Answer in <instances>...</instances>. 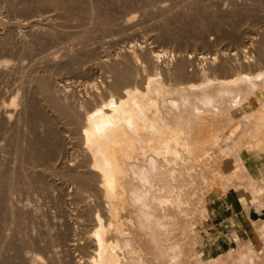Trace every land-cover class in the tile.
I'll return each mask as SVG.
<instances>
[{
	"label": "rangeland",
	"instance_id": "rangeland-1",
	"mask_svg": "<svg viewBox=\"0 0 264 264\" xmlns=\"http://www.w3.org/2000/svg\"><path fill=\"white\" fill-rule=\"evenodd\" d=\"M235 3L238 6L236 11L230 2L219 0H64L63 4L41 6L29 13H22L16 0H0V33L8 34L12 39V52L0 50V61L20 62L22 72L28 74L33 70L34 74L46 75L47 69L58 70L69 55L78 59L89 57L95 63L90 74L107 76V80H111L108 77L109 69L120 61L122 53L134 49L139 54V47H142L143 52L159 53L161 64H147L145 70L138 71L136 80L128 82L130 86L143 89L147 75L156 81L175 83L171 73L178 62H185L187 82L182 89L183 94L187 95L185 104L182 106L180 101L170 98L171 105L178 107L177 111L188 113V118L195 121L193 141H197L195 130L201 123L194 115L196 108L201 110L200 116L203 118H217V122H220V131L215 134L212 128L207 142L200 143L206 155L194 159V184L191 188L194 213L186 217L171 212L174 226L170 232L156 229L154 217L149 219L151 227L147 230V236L151 264H195L198 260L207 262L216 259L240 262L258 260L264 263V252L246 253V259H240L245 253L240 251L239 245L245 244V241L237 236H233L230 242L232 249H236L233 253L217 254L208 247L213 242L214 230L226 227L231 231L240 223L219 220L216 211L222 214L221 198L231 192L240 196L253 191L262 192L264 197V189L237 187L260 175L249 173L251 168L249 170L240 162H235L239 158L234 147H230V140L235 137L238 140L241 125L237 124L227 138L223 135L224 120L228 123L240 122L239 115L249 108L244 112L238 108L249 102L257 88H264V9L255 0H236ZM99 7L110 16L112 29L109 31L98 25ZM200 13H217L223 24L203 27L195 20ZM46 16L49 19L43 20ZM32 18L42 19L43 22L29 31L23 25ZM16 22L22 26H11ZM63 46H69V55L60 52ZM21 48L27 49V52L17 56L15 52ZM55 51H58L55 61L38 62L33 67V61ZM201 55L206 56L205 60ZM212 57L216 58L213 63ZM221 67L225 68L224 72L215 71ZM239 73L244 76L237 83L218 79L231 78ZM207 76L216 82L205 83ZM5 87L15 90V94H9L8 99L9 103L16 99V103L12 104L15 110L13 119L0 133V197L5 196L3 187L15 170L18 173V188L12 199L16 210L21 208V214L27 213L42 228L59 224L60 220L68 224L72 205L68 199L69 189L64 184L67 168H56L54 164L59 155L65 159L68 157L69 137L37 92L31 93L36 101L34 120L17 103L16 93L21 91L20 88L29 94L28 82L22 79L21 71L10 77L0 74V90ZM261 101L264 102V98ZM247 105L254 107L251 103ZM12 124L17 136L10 132ZM52 131L54 133L49 135ZM33 139L48 140L39 147V151L47 155L35 165L29 150ZM156 166L150 163L145 168ZM181 166L178 164L177 168ZM139 175L145 178L137 183L147 189L162 183L152 179L153 173L149 169ZM2 209L0 206V211ZM262 230L264 244V226ZM178 243L181 250L174 253L172 248ZM248 243L252 244L251 238Z\"/></svg>",
	"mask_w": 264,
	"mask_h": 264
},
{
	"label": "bare ground",
	"instance_id": "bare-ground-1",
	"mask_svg": "<svg viewBox=\"0 0 264 264\" xmlns=\"http://www.w3.org/2000/svg\"><path fill=\"white\" fill-rule=\"evenodd\" d=\"M219 1L230 2L234 11L238 8L236 0ZM255 1L264 9V0ZM63 3L64 0H16L22 13ZM48 19V16L43 17V20ZM221 19L217 13H200L195 18L203 27L221 26ZM41 20L32 18L23 26L33 31L43 22ZM98 25L105 31L112 29L110 16L100 7ZM11 26L22 25L16 22ZM11 41L8 34L0 33V50L11 53ZM67 48L69 46H63L60 52L69 55ZM139 49V54L134 49L122 53L120 61L109 69L111 80L90 74L95 63L89 57L78 59L69 55L58 70L47 69L46 75L34 74L33 70L28 74L22 72L20 62L0 61L1 75L10 77L21 71L22 79L28 82L29 94L20 88L16 98L31 119L36 118V101L31 96L35 91L69 137L68 157L59 155L54 166L67 168L64 184L69 189L68 199L72 205L68 224L60 220L59 224L42 228L27 213L21 214V208L16 210L12 198L18 188V173L12 171L2 190L5 196L0 197L3 208L0 211V264H151L147 236L151 216L156 229L170 232L174 226L171 212L186 217L194 213L192 168L194 159L206 155V151L200 148L198 141L192 140L195 121L170 103L172 98L182 106L185 104L187 95L182 91L187 82L185 62H178L171 73L175 83L156 81L147 75L140 89L128 82L136 80L138 71L145 70L147 64L160 65L161 55ZM26 52L27 49L21 48L15 54L22 56ZM57 52L42 55L33 61V67L38 62L55 61ZM200 57L206 58L205 55ZM215 60L212 57V63ZM215 71L224 72L225 68ZM243 76L239 73L218 79L237 83ZM204 79L208 84L216 82L209 76ZM14 92L7 87L0 90V133L13 119L12 104L16 99L9 103L8 95ZM263 98L264 88L260 87L248 103L256 106ZM248 103L238 110H247ZM200 111L196 108L194 115L202 121ZM10 132L17 136L14 124ZM51 133L54 132L49 135ZM43 142L48 143V140L30 142L34 165L47 155L39 151ZM150 163L157 166L145 168ZM178 164L182 168H177ZM146 169L153 173L152 179L162 182L160 186L152 185L147 189L137 183L145 178L139 173ZM178 250H181L179 243L174 244L172 251ZM239 258L245 260L246 253Z\"/></svg>",
	"mask_w": 264,
	"mask_h": 264
},
{
	"label": "crops",
	"instance_id": "crops-1",
	"mask_svg": "<svg viewBox=\"0 0 264 264\" xmlns=\"http://www.w3.org/2000/svg\"><path fill=\"white\" fill-rule=\"evenodd\" d=\"M247 112L241 113L239 116L241 121L238 123H230L224 120L223 135L227 138L231 135L233 129L237 124L241 125L240 136L237 140H230V147H234L236 156L239 158L240 163L244 168H250L252 170L249 173H259L257 179L253 177L251 180L242 182L243 186H237L238 188H244L247 190L264 189V102H259L254 107H248ZM237 114V113H236ZM220 122H217V118H203L200 125L195 130V136L197 141L201 144L207 142L210 137L212 128L215 130V134L220 131ZM234 143V144H233ZM234 188V186H231ZM226 197H223L219 202L221 206L222 214H218L220 221L235 220L240 222L233 230L229 231L226 227L222 230L213 231V242L208 245L211 252L214 253H233L236 249H232L231 243L233 236H237L241 241H245L239 245L241 252L244 253H261L264 252L263 244V222H264V197L262 192L256 193L247 192L237 196L235 192L229 193ZM243 222V223H241ZM212 231V230H210ZM232 233V234H231ZM252 239V244L248 243V239ZM236 246V245H235ZM195 264H264L262 261H235V260H198Z\"/></svg>",
	"mask_w": 264,
	"mask_h": 264
}]
</instances>
